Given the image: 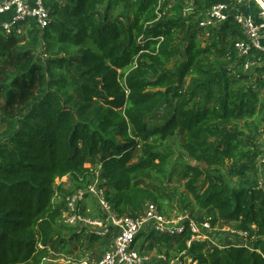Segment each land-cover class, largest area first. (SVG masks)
<instances>
[{
    "label": "trees",
    "instance_id": "16d2710c",
    "mask_svg": "<svg viewBox=\"0 0 264 264\" xmlns=\"http://www.w3.org/2000/svg\"><path fill=\"white\" fill-rule=\"evenodd\" d=\"M184 1L46 0L44 29L34 20L22 23L24 34L0 27V264H58L50 254L69 253L78 236L88 240L79 242L86 251L107 246L113 236L86 228L62 235L71 229L62 222L64 198L90 183L92 169L106 180L118 215H138L148 202L170 214L174 195L164 184L174 151L164 142L179 131L183 155L195 162L185 164L193 197L181 199L183 209L248 238L188 246L187 227L165 241L153 232L152 240L172 247L170 261L264 264V162L255 139L264 122V68L244 69L248 57L236 43L248 38L233 16L199 25L214 4L235 0H195L189 16ZM65 177L74 187L55 204Z\"/></svg>",
    "mask_w": 264,
    "mask_h": 264
},
{
    "label": "built area",
    "instance_id": "2783aa9c",
    "mask_svg": "<svg viewBox=\"0 0 264 264\" xmlns=\"http://www.w3.org/2000/svg\"><path fill=\"white\" fill-rule=\"evenodd\" d=\"M252 3L258 8L257 15L243 10L247 4ZM232 16L248 38L247 41L236 43L240 56L248 57L243 65L244 69L264 68L262 56L249 59L254 57L256 52L264 54V0H235L234 4L219 2L201 15L199 25L216 26ZM31 20H34L40 29L48 26L51 10L46 0H0V27L4 31L10 33L15 27L18 33L24 34L22 23ZM261 76L264 81V72ZM259 160L264 162V151ZM92 171L94 175L90 183L65 196L62 222L76 227L79 231L86 228L87 232L92 234L113 237L99 257L81 258L78 264H174L175 260L170 261L165 252L155 254V257L151 254L150 248L156 246L151 234L156 232L179 236L187 227L192 232L191 239L187 241L188 246H191L194 241L209 240L223 247L215 239L210 238L212 231L219 225L213 226L210 221H198L187 210L178 214H168L156 203L148 202L145 209L138 215H118L106 198V180L101 178L98 169H92ZM260 187L264 189L262 182ZM89 199H92L94 204H98L102 211L93 212L90 208L91 204L88 203ZM245 233L248 236V233ZM48 260L58 264L76 263L73 257ZM177 260L179 264H183L182 260ZM193 263L197 264V261Z\"/></svg>",
    "mask_w": 264,
    "mask_h": 264
},
{
    "label": "rangeland",
    "instance_id": "374dc122",
    "mask_svg": "<svg viewBox=\"0 0 264 264\" xmlns=\"http://www.w3.org/2000/svg\"><path fill=\"white\" fill-rule=\"evenodd\" d=\"M195 0H185L184 1V15H190L194 13L195 10ZM260 99L262 100L264 98V90L261 89L260 91ZM260 100V101H261ZM262 104L261 102H259L258 104V109L256 110V112H259V108H261ZM257 117V115H256ZM249 122H252V118H249ZM264 122L261 125V129L260 132L256 134V142L258 144L261 145L262 150L264 151ZM6 125L5 123H1L0 122V135L3 133V131L5 130ZM242 130H244L245 132H249L250 130H248L249 128H247L245 126V124L241 125ZM184 134L179 131L177 133V135L171 139H169L168 141L164 142L165 145L171 147L174 151V154L171 157V162H172V167H171V171H170V180L166 181L164 184V188L166 189L167 192H170L171 194H173V198L174 201L173 203L170 204V209H169V213L170 214H178L181 212H184L185 210H187L188 212L191 213V209H183L184 207H182V203H181V199L182 198H192L193 196L189 193L188 189L185 186V182L186 179L184 178V173L186 171L185 168V164L187 162H189L190 160L188 159V157L186 155H183L182 151V145L184 143ZM260 157V156H259ZM191 164H195L194 161H190ZM201 166H204L203 164ZM57 184H62L63 188H64V193L63 194H59L58 192L54 194L53 197V201L55 204L61 203L62 201V197L64 196L65 192H70V190L73 189L74 187V182L71 180L70 177H65L63 179H60L57 181ZM145 185H149L148 182H144ZM199 186L200 190H204L207 186V181L205 180L204 177H201L199 179V182L197 183ZM88 203L91 204L90 208L93 210V212L95 213H99L102 211V208L98 205V204H94V201L92 199L88 200ZM85 205V204H84ZM200 209L196 208L195 209V213H199ZM71 229H67L65 226L62 228V235L68 240L73 232L75 231H79L77 230L76 227L71 226ZM239 231V232H238ZM240 233V234H239ZM78 236V235H77ZM80 236H78V238H70L69 244H68V249H70V252H52L50 254V258H52L53 260H57V259H67V257H73V259L75 260L76 263L74 264H78L79 260L81 258H86V257H99L104 248L105 245L102 247H97V248H93L90 249L89 251H86L84 248H82L79 245V242L83 241L85 243L88 242L87 239H85L84 237H82L81 240H79ZM168 238V236H164V241ZM210 238L215 239L216 242L221 245H228L230 243H235V244H242L244 242H246L248 236L246 235L245 232H242L238 229H236V227L233 224H223L220 223L219 227L216 228L215 230L212 231V233L210 234ZM152 241V240H151ZM150 241V242H151ZM155 244V241H153ZM172 249V247H170V249L166 248L165 245H156L155 247H151L150 248V252L152 255L158 254V253H162V252H167L168 250L170 251ZM175 255L172 253L171 258L170 259H176L174 257ZM181 261V259H179ZM178 260H175L174 264H178ZM183 262L185 264H196L193 263L191 258H185L183 260Z\"/></svg>",
    "mask_w": 264,
    "mask_h": 264
},
{
    "label": "crops",
    "instance_id": "0c3cea01",
    "mask_svg": "<svg viewBox=\"0 0 264 264\" xmlns=\"http://www.w3.org/2000/svg\"><path fill=\"white\" fill-rule=\"evenodd\" d=\"M243 10L246 12V11H249V12H252L254 15L256 14L257 15V6L255 4H247V7L245 6V8H243Z\"/></svg>",
    "mask_w": 264,
    "mask_h": 264
}]
</instances>
